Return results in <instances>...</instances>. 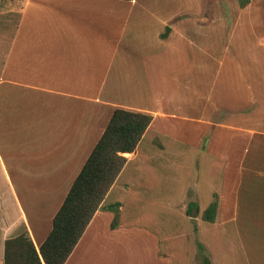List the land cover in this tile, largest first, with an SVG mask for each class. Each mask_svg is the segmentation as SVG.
Here are the masks:
<instances>
[{
    "label": "crops",
    "instance_id": "1",
    "mask_svg": "<svg viewBox=\"0 0 264 264\" xmlns=\"http://www.w3.org/2000/svg\"><path fill=\"white\" fill-rule=\"evenodd\" d=\"M234 4L233 25L264 13L250 0ZM199 10V0H0V264H17L9 260L27 241L43 264L38 247L114 109L151 118L134 149L121 153L122 167L62 264H203L198 249L211 263L216 235L231 236L233 264H264V233L247 226L256 221L252 205L264 207V71H256L264 69V42L251 39L242 58L237 41L230 51L223 40L217 83L209 84L203 73L219 41L182 18ZM219 27L222 33L224 21ZM216 111L228 117L216 122ZM225 129L232 131L231 187L224 177L206 193L185 188L178 199L149 198L176 209L183 223L162 226L142 207L139 188L152 186L139 178L153 172L154 159L177 166L195 151L213 159L211 143ZM232 205L244 219L230 231L222 216Z\"/></svg>",
    "mask_w": 264,
    "mask_h": 264
},
{
    "label": "rangeland",
    "instance_id": "2",
    "mask_svg": "<svg viewBox=\"0 0 264 264\" xmlns=\"http://www.w3.org/2000/svg\"><path fill=\"white\" fill-rule=\"evenodd\" d=\"M236 1L238 2V6H242V4L240 5L238 0H199L200 3L199 12L196 15H192V16L184 15V17H182L183 19L187 18V21L189 22H191L192 20L194 23H196L195 21H199L197 23L202 27L201 34L207 36L210 42L219 41L215 46L214 50L210 49L209 51L210 58L208 62L209 71L207 70L204 71L203 73L204 75L208 76L209 84L215 82L217 83V76H218L217 62L218 59L222 56L223 40L225 42L226 49L230 51L232 50V42L237 41L240 45L237 54L242 58L246 56V51H248V45L252 41L251 39L255 37V40H257L258 37L257 35H260L262 36L261 40L264 42V32H263L264 13L260 14V17H256V19H254V21L256 22L253 21L252 24H250L248 21L245 20L242 21L246 17H241V19L238 20V24L233 25L232 24L233 17H231V14L233 13V9H235L236 7L235 6L236 4H234L236 3ZM250 2L252 3L253 8L256 7L258 9H264V0H250ZM171 7H173V5H171ZM222 11L223 14L221 13ZM223 21L225 23L226 28L224 27V30L221 33L219 31L220 29L219 25H221ZM206 26L208 27V32L205 31L204 34L203 28H205ZM98 32L99 30L97 29L94 30V36L96 40H100L103 38L98 34ZM190 34L192 35L191 31ZM252 34L254 36H252ZM117 35H118V28L116 29V27H114V36L111 37V39L115 41ZM192 51H193V54L191 55L192 58L199 57L198 55H200V53L198 49L192 48ZM231 55L232 54H228L226 56H231ZM260 56L261 54L254 55V52L250 53V57L253 59L254 57L259 58ZM193 65L194 66H193L192 76L195 82L196 78L199 79L201 76L199 70H197L196 68L197 66L195 64ZM256 71L260 73L261 71H264V69L262 68V66H259V68L256 69ZM216 90L218 91V86L212 87L210 94V103L216 101V97H217ZM223 117H228V116L226 115L225 112L223 113L222 111H216L215 113L216 122L221 121ZM174 122L177 124L182 123V121L179 120H175ZM217 129H219L220 131L223 130V128H216V130ZM208 130L210 131L209 133L210 135L208 134L209 136L206 138L205 143L204 142L202 143V147H206V145L209 147V144L206 142L210 140L209 137L214 132V130H212V128H209ZM193 131L194 133L191 135L192 139L188 140L191 141L192 143L195 142V139L198 134L197 132H199V130L197 131L196 128H193ZM231 134L232 131L228 132L225 129L224 133L221 135V141L219 140L218 143H216L217 141L211 143L210 148L212 149H210V151L212 150V152H214V158L211 160H208L209 155L200 154L199 151H195L194 154L191 153L189 158L186 159L183 158L182 160H178L177 166L175 165V163H171L170 161L164 158L153 160L152 169L154 173L148 172L149 174L146 176V178L145 177L139 178V179H144L143 181H146L145 179L147 178L150 179L149 182H151L150 185L152 186V189L139 188V190L141 192L140 197L144 198V202H142V207L145 206L144 209L149 210L152 213L151 216L154 215L153 218L154 220L156 221L163 220L162 226H165L166 221L164 219H167L170 223L174 225L175 230L183 226V223H181L180 220V215L177 213L176 209L175 210L169 209V207H165L164 203H161L159 206L158 204L149 205L147 203L149 198L150 199L155 198L156 200H160V202H163L164 199L169 194H171V196L176 195V199H178V197L181 195V191L185 188L189 189V192L191 191V193L199 190L206 193V189L209 188L208 185L210 184L215 186L219 183V186H221L222 184L220 182V178H224V177L226 178V181L229 183L231 187L232 177L231 178L229 177L233 165ZM192 149L194 148L192 147ZM209 170H212V173H210ZM150 171H152L151 168ZM228 171L229 174L226 173ZM222 172H224L223 175ZM141 186L146 187V185L144 184H142ZM253 204H256V202H254ZM140 210L142 211L143 208ZM240 213L241 212L239 211V209H237L236 213H234L233 205H232L228 208L227 215L222 216L226 220L225 227L228 228L230 231L232 230L234 223L238 225V222L244 219V217H242L244 211L242 210L241 215ZM249 217H253L256 220L253 221L252 223L247 224L249 229L252 230L256 229L258 231V234L260 232L264 233V220H263L264 207L256 208V205H252V213ZM173 225H166V226H173ZM15 242L16 241H12L11 246H14ZM23 246L22 248L25 251L26 245ZM232 246L233 245H232L231 236L228 238L227 235H225L224 237L222 235L221 236L216 235V243L213 249L209 250L213 254L211 257V263L233 264ZM205 255L206 253L204 249L202 250L198 249V258L202 257L203 264H211L209 262V257H208L209 255L206 257Z\"/></svg>",
    "mask_w": 264,
    "mask_h": 264
},
{
    "label": "trees",
    "instance_id": "3",
    "mask_svg": "<svg viewBox=\"0 0 264 264\" xmlns=\"http://www.w3.org/2000/svg\"><path fill=\"white\" fill-rule=\"evenodd\" d=\"M238 1L240 5L246 2ZM149 121L147 114L122 109L112 111L103 132L54 213L50 230L38 247L43 264H62L66 259L122 167L125 158L121 153L134 149ZM113 225L114 220L110 226ZM23 245H26L25 252H15V260L11 258L9 262L40 264L30 243L27 241ZM14 247H17L15 243Z\"/></svg>",
    "mask_w": 264,
    "mask_h": 264
}]
</instances>
